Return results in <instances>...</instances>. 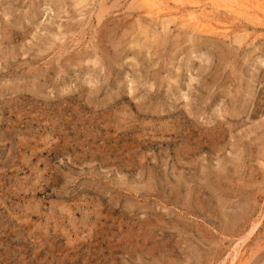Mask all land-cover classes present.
I'll use <instances>...</instances> for the list:
<instances>
[{"label": "rangeland", "instance_id": "rangeland-1", "mask_svg": "<svg viewBox=\"0 0 264 264\" xmlns=\"http://www.w3.org/2000/svg\"><path fill=\"white\" fill-rule=\"evenodd\" d=\"M235 2L0 0V264H264V2Z\"/></svg>", "mask_w": 264, "mask_h": 264}, {"label": "bare ground", "instance_id": "bare-ground-1", "mask_svg": "<svg viewBox=\"0 0 264 264\" xmlns=\"http://www.w3.org/2000/svg\"><path fill=\"white\" fill-rule=\"evenodd\" d=\"M147 1H151V0H147ZM236 0H225V4H228L227 5V7H229L230 9H234L233 7L237 4L236 2H235ZM260 3H262L263 4V2H264V0H258ZM146 2V1H145ZM193 2V1H192ZM224 2V1H223ZM251 2V1H250ZM247 3V2H246ZM193 4V3H192ZM194 4H195V2H194ZM197 4V3H196ZM254 4H256L255 2H254ZM250 5V4H249ZM151 6V5H150ZM226 6V5H225ZM239 6V4H237V8H236V10L239 8L238 7ZM260 7V6H259ZM263 7V6H262ZM247 8V7H246ZM253 8V7H252ZM255 8V7H254ZM258 9V8H257ZM262 12V11H261ZM191 22V21H190ZM207 24V23H206ZM197 26H199V25H197ZM201 26H203V25H201ZM203 27H205V26H203ZM210 27V26H209ZM206 28V27H205ZM217 28V27H216ZM218 28H220V27H218ZM202 29V28H201ZM215 29V28H214ZM218 30V29H217ZM221 30V29H220ZM212 32V31H211Z\"/></svg>", "mask_w": 264, "mask_h": 264}]
</instances>
